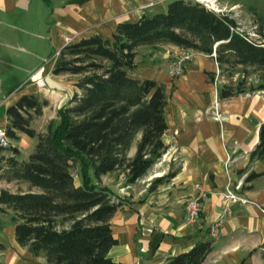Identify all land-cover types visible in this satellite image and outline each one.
<instances>
[{"label": "crops", "instance_id": "obj_1", "mask_svg": "<svg viewBox=\"0 0 264 264\" xmlns=\"http://www.w3.org/2000/svg\"><path fill=\"white\" fill-rule=\"evenodd\" d=\"M172 1L0 0V129L8 123L6 110L23 95L46 100L41 114L30 122L36 132H44L57 118V111L80 93L75 86L79 76L52 73L56 57L49 63L52 53L48 46L53 47L54 55L69 41L111 38L117 25L164 13ZM216 4L222 12L233 14L228 7L236 3L216 0ZM230 17L237 20L235 15ZM178 48L157 44L135 50V66L128 75L153 80L165 89L167 129L161 137L165 151L133 184H126L123 174L110 184L104 179L111 174L101 178L115 200L122 201L110 220L117 243L108 256L114 264H163L198 242L211 241V252L202 264H264V175L246 181L250 172L261 173L264 168L259 160L249 161L264 122V92L220 98L224 84L220 71L214 85L219 66L213 57L198 52L181 76L170 78L169 56ZM39 75L43 88L32 82ZM250 82L248 79L247 86ZM215 111L219 119L214 118ZM17 135L18 140L10 143L18 149L20 160H25L36 139ZM133 153L134 148L130 155ZM171 172L174 175L168 181L151 185ZM77 182L75 186L78 178ZM237 182H242L240 194L249 203L232 206L214 239L209 227L222 214L223 192ZM12 183L0 180V189H11ZM201 195L205 199L200 218L189 223L185 202ZM0 244V264H47L42 255L34 257L17 244L13 225L0 229Z\"/></svg>", "mask_w": 264, "mask_h": 264}, {"label": "trees", "instance_id": "obj_2", "mask_svg": "<svg viewBox=\"0 0 264 264\" xmlns=\"http://www.w3.org/2000/svg\"><path fill=\"white\" fill-rule=\"evenodd\" d=\"M238 29L225 12L175 0L164 13L117 25L111 38L92 36L64 46L52 73L79 76L75 86L80 93L57 111V120L44 132L31 128L33 116L47 104L34 94L21 96L6 110L10 140H18L17 133L36 139L25 160L19 159L17 148L0 147V180L28 187L16 193L0 189V215L10 214L17 244L34 257L42 255L47 264H114L108 256L117 243L110 220L122 201L115 200L101 178L122 170L125 183L133 184L165 151V89L153 80L128 75L135 66L136 48L171 44L209 56L214 52L219 68L264 70V40H250ZM254 91L264 92V84L246 87L241 80L235 88L222 86L219 97ZM258 136L249 161L259 160L264 166V122ZM5 150L11 155L3 156ZM173 175L156 178L151 185ZM263 175L264 168L250 172L246 181ZM211 249V241L198 242L163 264H202Z\"/></svg>", "mask_w": 264, "mask_h": 264}, {"label": "rangeland", "instance_id": "obj_3", "mask_svg": "<svg viewBox=\"0 0 264 264\" xmlns=\"http://www.w3.org/2000/svg\"><path fill=\"white\" fill-rule=\"evenodd\" d=\"M228 4L236 3L234 6H230L228 10H233V14L227 13L230 16L235 15L236 16V22L239 26V31L242 32L244 35H246L250 40L254 41H262L264 40V0H226ZM48 52L52 55L51 61L53 60V47L48 46ZM220 76L223 77L224 85H230L232 88H235L236 85L241 82V80L245 81V86H247V80L251 79L250 86H257L258 84H264V70H257L250 66H236L234 68H231L228 65H222L219 68ZM40 76V75H39ZM39 76H36L32 82ZM34 83V82H33ZM35 84V83H34ZM55 120L52 121H56ZM48 125V124H47ZM47 127V126H46ZM3 156L8 157L11 155V152L9 150H5L2 153ZM19 159H21V156L19 155ZM122 170L115 171L114 173H111L107 178L104 179V182L106 184L112 183V180L118 179L119 176H121ZM74 183L78 184L77 177L74 179ZM11 185V192L14 193L22 191H27L28 187L26 184L21 183H12ZM10 222V214L8 215H0V229H8L9 226H11ZM8 234V233H7Z\"/></svg>", "mask_w": 264, "mask_h": 264}, {"label": "built area", "instance_id": "obj_4", "mask_svg": "<svg viewBox=\"0 0 264 264\" xmlns=\"http://www.w3.org/2000/svg\"><path fill=\"white\" fill-rule=\"evenodd\" d=\"M194 3H199L203 5L206 9L213 12H222L216 4V0H188ZM152 5V3L150 4ZM70 41L67 42V45ZM195 51L186 48H178L174 50L169 56V62L167 66V74L170 78H177L181 76L187 69L189 63L191 62ZM58 53L55 55V57ZM211 57H215L213 52ZM215 60V59H214ZM219 77V70L217 69L214 78V85H217V78ZM38 88H43L45 86L44 80L39 76L34 81ZM215 119H219L218 114L215 111ZM0 147L8 149L11 147L10 139L6 135L5 129H0ZM242 182H237L234 185L227 186L223 192V211L222 214L212 223L209 227V234L212 238L216 239L220 235V230L223 225L224 218L231 215L232 206L235 204H247L249 201L245 199L241 194ZM205 196H194L186 200L184 205L185 220L189 223H193L199 220L200 215L203 210V201ZM264 213V210H262Z\"/></svg>", "mask_w": 264, "mask_h": 264}]
</instances>
